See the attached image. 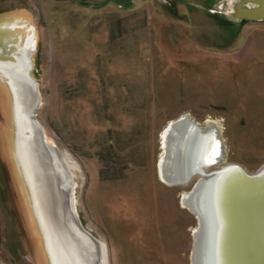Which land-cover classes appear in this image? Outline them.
<instances>
[{
	"label": "rangeland",
	"instance_id": "rangeland-1",
	"mask_svg": "<svg viewBox=\"0 0 264 264\" xmlns=\"http://www.w3.org/2000/svg\"><path fill=\"white\" fill-rule=\"evenodd\" d=\"M238 1L0 0V61L30 53L36 120L69 170L74 212L102 264H192L197 223L182 200L200 176L161 180L168 124L217 123L221 165L264 166V24L227 16ZM11 105L0 73V264H53Z\"/></svg>",
	"mask_w": 264,
	"mask_h": 264
},
{
	"label": "bare ground",
	"instance_id": "bare-ground-1",
	"mask_svg": "<svg viewBox=\"0 0 264 264\" xmlns=\"http://www.w3.org/2000/svg\"><path fill=\"white\" fill-rule=\"evenodd\" d=\"M13 56L16 58L17 55ZM26 62V59L19 61L16 58L15 62L7 65L6 61H0V73L9 77L15 91H20L22 82L24 83L21 74L22 70L28 67ZM186 119L187 116H184L180 122ZM176 123H170L162 135L163 153L159 161V173L161 180L168 184L181 181L201 160H210L214 153L209 140L198 135L196 126L201 127L199 124L194 121L193 124L180 123L176 129ZM219 128V124L209 121L202 129L208 134L216 132ZM221 148L223 150L222 142ZM263 180L264 178L254 186L255 188H251L237 173L229 172L218 175L206 185L197 187L183 196V205L191 211L207 213V219L205 216L202 221L204 227L198 231L196 227L193 233L192 264L264 263ZM41 223L45 227L49 251L57 264L60 263L59 259L63 264H88L82 258L77 260L72 255L64 258L63 252L67 251L65 247L70 246L64 243V238L56 235L52 228L48 229L46 220H41ZM251 245L254 260H249L247 254Z\"/></svg>",
	"mask_w": 264,
	"mask_h": 264
},
{
	"label": "water",
	"instance_id": "water-1",
	"mask_svg": "<svg viewBox=\"0 0 264 264\" xmlns=\"http://www.w3.org/2000/svg\"><path fill=\"white\" fill-rule=\"evenodd\" d=\"M263 1L243 0L240 4L254 3L260 6L255 11L242 12L243 17L248 20L263 19ZM26 61L28 67H25L21 74V79H24V83L22 82L23 88L21 87L20 91H15L9 77L6 76L7 78L5 77V79L12 97L11 108L15 127L14 146L20 159L23 177L27 181V186L32 196L30 202L32 204L31 208L35 222L42 238L46 242V249L50 254V259H52L53 264H57V261L54 260L49 251L47 238L45 237V227L41 223L43 219L46 220L48 229L50 230L52 228L54 230L53 232L62 239L64 238V243L70 246L65 247L67 251L63 252L64 258L65 256L69 257V255H72L77 260L82 258L88 264H102L101 252L97 240L84 230L74 212L73 180L69 170L59 150L46 142L43 129L36 120V112L40 104V98L37 82L30 76L32 68L30 53L26 56ZM9 64L10 62H7V65ZM181 119L179 118L173 122H178V124H193V121L189 119L180 122ZM178 124L176 123V129L178 128ZM167 127H169V124ZM196 129L199 131L198 135L200 137L209 140L214 153L210 160H201L191 173L183 177L176 184H186L193 176H200V179L196 181L191 189L193 192L197 187L206 185L207 182L215 179L220 174L234 172L239 175L240 179L247 183V186L252 188L257 186L259 184L258 182L264 178V166L256 173L250 174L241 166L234 163L221 165L219 162L223 160L224 156L218 134L216 132L204 133V130L198 126H196ZM214 166H217V168L208 172L205 171V169ZM192 213L197 221V231L201 230L203 218L206 216L207 219V213L196 210H192ZM202 235H204V232H202ZM247 254H249V260H254L252 245L249 247V251L247 250ZM58 255H60L59 252ZM58 262H60L59 264H63L60 259Z\"/></svg>",
	"mask_w": 264,
	"mask_h": 264
},
{
	"label": "flooded vegetation",
	"instance_id": "flooded-vegetation-1",
	"mask_svg": "<svg viewBox=\"0 0 264 264\" xmlns=\"http://www.w3.org/2000/svg\"><path fill=\"white\" fill-rule=\"evenodd\" d=\"M242 1L243 0H240L238 2H235V3L231 4L232 6H229V8H230V13L229 14L224 12V10L226 9L227 5L226 6H222L223 10L222 11H219V12L225 13L227 16H229V17L237 20L239 23L253 22L254 20L245 19L243 17V15H242V12H245V11L252 12V11H255L257 9V7L260 8V6H257L254 3H245V4L243 3L244 5L243 4H240ZM257 21L259 23H263L264 24V18L263 19H259ZM183 207L185 208L186 206H183ZM186 209H188L189 211H191L188 207H186ZM196 223H197V221H196ZM193 243H194V239H193ZM193 247H194V245H193Z\"/></svg>",
	"mask_w": 264,
	"mask_h": 264
}]
</instances>
